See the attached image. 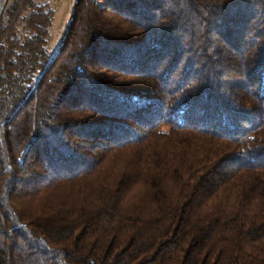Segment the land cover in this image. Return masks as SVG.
Masks as SVG:
<instances>
[{
    "label": "trees",
    "instance_id": "obj_1",
    "mask_svg": "<svg viewBox=\"0 0 264 264\" xmlns=\"http://www.w3.org/2000/svg\"><path fill=\"white\" fill-rule=\"evenodd\" d=\"M55 14L0 21V264H264V0Z\"/></svg>",
    "mask_w": 264,
    "mask_h": 264
},
{
    "label": "rangeland",
    "instance_id": "obj_2",
    "mask_svg": "<svg viewBox=\"0 0 264 264\" xmlns=\"http://www.w3.org/2000/svg\"><path fill=\"white\" fill-rule=\"evenodd\" d=\"M54 6L56 14L52 27V53H55L58 49L66 31V28L71 19V9L74 5L75 0H48ZM226 73L231 70V66L228 67L227 64L219 66ZM217 77V76H215Z\"/></svg>",
    "mask_w": 264,
    "mask_h": 264
},
{
    "label": "water",
    "instance_id": "obj_3",
    "mask_svg": "<svg viewBox=\"0 0 264 264\" xmlns=\"http://www.w3.org/2000/svg\"><path fill=\"white\" fill-rule=\"evenodd\" d=\"M7 2H8V0H3L2 5L0 6V21H1L4 9H5L6 5H7Z\"/></svg>",
    "mask_w": 264,
    "mask_h": 264
},
{
    "label": "bare ground",
    "instance_id": "obj_4",
    "mask_svg": "<svg viewBox=\"0 0 264 264\" xmlns=\"http://www.w3.org/2000/svg\"><path fill=\"white\" fill-rule=\"evenodd\" d=\"M3 0H0V6L2 5Z\"/></svg>",
    "mask_w": 264,
    "mask_h": 264
}]
</instances>
